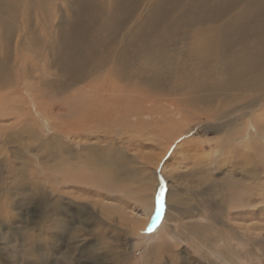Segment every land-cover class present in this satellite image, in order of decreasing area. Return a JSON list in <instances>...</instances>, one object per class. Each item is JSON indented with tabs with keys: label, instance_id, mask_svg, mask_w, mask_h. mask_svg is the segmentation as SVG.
<instances>
[{
	"label": "rangeland",
	"instance_id": "374dc122",
	"mask_svg": "<svg viewBox=\"0 0 264 264\" xmlns=\"http://www.w3.org/2000/svg\"><path fill=\"white\" fill-rule=\"evenodd\" d=\"M27 89L0 91V264H264L261 114L243 126L133 93L111 98L115 122H83L86 96L57 122L60 100Z\"/></svg>",
	"mask_w": 264,
	"mask_h": 264
},
{
	"label": "bare ground",
	"instance_id": "6f19581e",
	"mask_svg": "<svg viewBox=\"0 0 264 264\" xmlns=\"http://www.w3.org/2000/svg\"><path fill=\"white\" fill-rule=\"evenodd\" d=\"M32 53L49 69L41 71ZM30 82L40 97L60 100L57 122L67 115L64 106L80 104L79 96L98 111L82 112L83 122H97L114 121L112 108L138 95H157L174 102L177 115L181 103L207 120L241 113L246 126L247 114L259 113L264 134V0H0V91L24 84L27 92ZM236 122L229 123L233 129Z\"/></svg>",
	"mask_w": 264,
	"mask_h": 264
}]
</instances>
